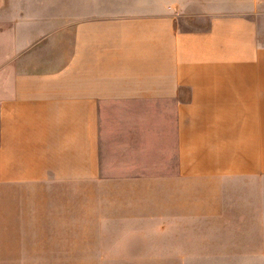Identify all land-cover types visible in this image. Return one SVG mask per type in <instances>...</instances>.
<instances>
[{
	"label": "crops",
	"instance_id": "0c3cea01",
	"mask_svg": "<svg viewBox=\"0 0 264 264\" xmlns=\"http://www.w3.org/2000/svg\"><path fill=\"white\" fill-rule=\"evenodd\" d=\"M40 12L0 16V264H184L137 238L264 232V0Z\"/></svg>",
	"mask_w": 264,
	"mask_h": 264
},
{
	"label": "rangeland",
	"instance_id": "374dc122",
	"mask_svg": "<svg viewBox=\"0 0 264 264\" xmlns=\"http://www.w3.org/2000/svg\"><path fill=\"white\" fill-rule=\"evenodd\" d=\"M74 3L75 0H0V16L23 20L28 15L43 16L40 11L45 8L72 9ZM6 233L3 232V244ZM95 233L91 234L96 236ZM147 234L143 238L137 236V242L141 239L146 244H162L167 250L175 246L181 250L184 264H264V232H163V237L155 236L154 232ZM13 243L26 244L27 240L15 238Z\"/></svg>",
	"mask_w": 264,
	"mask_h": 264
}]
</instances>
